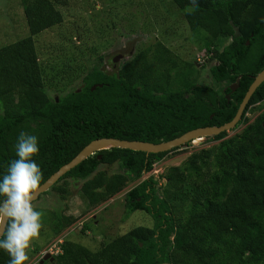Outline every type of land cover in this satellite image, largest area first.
<instances>
[{"label":"trees","instance_id":"1","mask_svg":"<svg viewBox=\"0 0 264 264\" xmlns=\"http://www.w3.org/2000/svg\"><path fill=\"white\" fill-rule=\"evenodd\" d=\"M22 2L29 36L0 48V175L16 159L19 134H33L39 143L34 159L43 174L39 186L98 139L160 144L198 128L229 123L264 70V0H198L195 10H190L189 0H171L190 29L205 35L206 52L214 63L211 78L226 84L221 93L198 85L196 79L173 80L177 69L171 54L157 44L120 67L113 65L112 73L93 68L82 78L78 92L54 99L43 86L34 38L59 25L62 16L52 0ZM222 38L229 44L219 50L216 44ZM232 86H237L234 92ZM263 102L264 82L236 128ZM227 137L222 133L205 138L219 143L170 168L160 193L151 176L124 195L126 217L143 212L151 216L153 228H134L95 253L64 241L60 253L44 264H264V113L239 134ZM188 146L160 154L101 151L49 191L64 198L69 181L81 182L82 199L95 208ZM114 164L124 174L107 176L99 171ZM206 165L212 170L198 192L190 185L201 178ZM49 216L55 235L74 222L55 211ZM8 260L0 250V264Z\"/></svg>","mask_w":264,"mask_h":264},{"label":"rangeland","instance_id":"2","mask_svg":"<svg viewBox=\"0 0 264 264\" xmlns=\"http://www.w3.org/2000/svg\"><path fill=\"white\" fill-rule=\"evenodd\" d=\"M61 14L62 22L34 38L43 86L51 98L79 91L82 78L93 68L112 73L139 52L152 49L157 44L171 54L177 69L173 80L189 82L196 79L198 85L218 93L226 84L215 83L209 68L213 66L211 55L206 52L207 43L200 32L192 31L188 22L171 0H52ZM22 0H0V48L29 36L27 18ZM229 44L228 38L217 42L221 49ZM103 58V59H102ZM179 86L175 85V88ZM245 115V123L228 132L231 138L264 113V102ZM218 141L196 140L169 154L154 170L132 182L107 202L90 207L82 199L81 182L69 181V195L64 198L49 191L33 202L41 211L39 236L29 242L26 249L29 259L24 264H41L44 256L58 255L64 241L79 244L95 253L101 247L137 227L153 228L151 216L143 212L125 215L124 195L143 180L153 176L160 193L165 185L164 175L170 168L179 167L190 154L208 149ZM187 145V144H186ZM212 170L210 165L202 169L196 184L190 185L198 192ZM99 171L107 176L124 174L118 164L101 166ZM160 176H162L160 178ZM192 192V191H190ZM61 213L74 219L59 235H55L49 222L50 212ZM60 251V250H59ZM44 261L42 264L47 263Z\"/></svg>","mask_w":264,"mask_h":264},{"label":"clouds","instance_id":"3","mask_svg":"<svg viewBox=\"0 0 264 264\" xmlns=\"http://www.w3.org/2000/svg\"><path fill=\"white\" fill-rule=\"evenodd\" d=\"M189 3L190 10L199 6L198 0ZM38 153V137L21 132L15 144L16 159L0 175V250L8 255V264H24L29 259L26 249L42 226V213L32 204L43 176L34 159Z\"/></svg>","mask_w":264,"mask_h":264},{"label":"water","instance_id":"4","mask_svg":"<svg viewBox=\"0 0 264 264\" xmlns=\"http://www.w3.org/2000/svg\"><path fill=\"white\" fill-rule=\"evenodd\" d=\"M264 82V70L261 71L254 79L250 85L248 91L246 92L241 104L238 107V110L234 118L227 124H224L220 127H206L198 128L190 132L185 133L181 137L160 144H150L146 142H128L120 141L115 139H98L89 143L80 153L72 159L69 163L62 166L56 173L50 176L41 186L37 188L34 193L33 202H36L41 195L49 191L65 174L69 171L80 165L87 158L95 155L98 152L106 151L109 149H123L129 150L132 152H140L145 154H160L170 152L173 149L185 146L186 144L196 141L204 140L208 137H216L222 133H228L233 131L237 124L240 122L244 110L251 99L252 95L255 93L256 89ZM237 89V86H232L231 91L234 92ZM227 103H229V97H226ZM53 261V258L50 255H46L42 258L41 264L44 261Z\"/></svg>","mask_w":264,"mask_h":264},{"label":"built area","instance_id":"5","mask_svg":"<svg viewBox=\"0 0 264 264\" xmlns=\"http://www.w3.org/2000/svg\"><path fill=\"white\" fill-rule=\"evenodd\" d=\"M153 170H154V166H153ZM58 252L60 253V251H59V250H58ZM59 253H58V254H59Z\"/></svg>","mask_w":264,"mask_h":264}]
</instances>
